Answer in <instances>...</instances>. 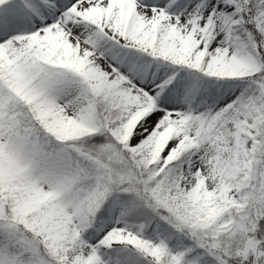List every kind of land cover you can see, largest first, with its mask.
Masks as SVG:
<instances>
[{"label": "snow or ice", "instance_id": "snow-or-ice-1", "mask_svg": "<svg viewBox=\"0 0 264 264\" xmlns=\"http://www.w3.org/2000/svg\"><path fill=\"white\" fill-rule=\"evenodd\" d=\"M0 264H264V0H0Z\"/></svg>", "mask_w": 264, "mask_h": 264}]
</instances>
